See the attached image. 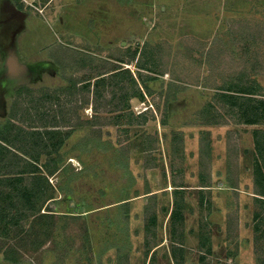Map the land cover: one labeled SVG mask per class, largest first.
<instances>
[{"label":"rangeland","instance_id":"374dc122","mask_svg":"<svg viewBox=\"0 0 264 264\" xmlns=\"http://www.w3.org/2000/svg\"><path fill=\"white\" fill-rule=\"evenodd\" d=\"M239 31L242 36H238ZM243 40L254 44L246 48ZM263 40L264 0H0L2 121L9 119L12 102L21 87L57 90L67 87L73 77L95 76L90 80L91 103L79 110L82 119H92L96 114L95 85L99 78L112 73L98 77L97 72L122 66L138 78L137 61L121 60L134 54L140 57L146 44L147 54L158 56L162 70H142L144 75H152L148 80L152 95L141 86L142 96L131 98L124 110L101 112L106 118L104 124L76 129L64 141L61 151L67 163L76 168V174L70 177L63 171L49 177L58 200L49 208L43 204V197L33 191L26 193L28 199L23 200V195L18 199L20 184L14 180L7 192L0 191V264H117L120 254L130 264H148L150 255L148 258L139 240L144 237L147 220L136 212L141 211L143 203L133 202L136 211L131 214L122 207L118 211L100 207L141 194L150 176L157 181L163 171L153 173L148 166L160 169L166 163L170 167L181 164L185 144L195 147L194 141L184 139L190 131L206 130L209 136L213 129L221 128L228 139L238 144L242 130L249 133H243L244 139L250 140L251 129L257 125L232 120L226 125H203L201 111L213 99L215 85L251 66L246 59L257 56L258 62L255 58L253 63L264 68ZM62 47L90 55L91 70L61 68L55 55ZM65 63L69 66V60ZM254 78L264 86V75ZM128 81L125 78L124 84ZM170 83L177 85V99L166 109L163 95ZM119 97L125 101L126 95ZM65 101L69 99L61 96L60 102ZM68 129L62 127L59 131L66 133ZM215 133L214 137H218L219 131ZM87 140L93 141L90 149L85 147ZM45 160L43 156L39 166ZM22 200L42 213L52 209L55 214L71 216L30 218L20 224L16 217L12 218L19 209H10V205ZM169 204V198H158L153 208V225L159 239L167 234L164 223L170 219ZM172 221L173 218L168 221L169 226ZM263 239L256 246V264H262L259 258H264ZM236 246H206L205 257L214 260L213 264H228L227 257L238 253ZM167 250V246L157 250L156 264H169ZM197 256L196 253L193 262ZM231 263L238 264V260Z\"/></svg>","mask_w":264,"mask_h":264},{"label":"trees","instance_id":"16d2710c","mask_svg":"<svg viewBox=\"0 0 264 264\" xmlns=\"http://www.w3.org/2000/svg\"><path fill=\"white\" fill-rule=\"evenodd\" d=\"M242 31L238 32V36H242ZM242 42L246 48H250L254 44L251 40H243ZM237 43L241 44V40H238ZM262 43L264 46V40ZM147 49L148 44L143 47L142 57L136 58V54H134L128 60H121L123 63L137 61L138 78L131 73L130 69H124L122 66L107 72H104L105 69H100L97 72L98 77L109 72L112 73L99 78L95 85L93 105L96 114L90 120L82 119L79 110L91 103L90 80L95 76L78 79L73 77L67 87H61L57 90L45 87L33 89L24 86L19 88L11 105L9 119L6 121L0 120V191L7 192L10 183L14 180L17 184H20L19 190L21 193L18 195V199L22 195L23 200L28 199L26 193L33 191L32 193L36 194L37 197H43V204H48L46 208H49L52 202H57V197L54 196L56 189L50 183L49 177L63 171H66L70 177L76 174V168L67 163V158L61 151L64 141L73 135L76 129L86 126L95 128L104 124L106 118L101 115V112L112 113L124 110L131 98L142 96L141 86L147 93L151 95L154 93L148 86V80L151 79L152 75L146 76L142 70L154 73H160L162 70L159 69L160 60L158 56L153 53L147 54ZM149 55L151 59L148 60ZM256 57L246 59V61L252 62L251 66L236 71L235 75L227 77L221 85H215L216 93L213 99L201 111V116L205 120L202 123L203 125H226L232 120L237 124L264 126V86L254 78L258 75H264V68L261 69L257 67L256 63H253ZM55 58L57 64L64 70L71 67L75 68L77 72L91 70L90 64L93 60L84 51L74 50L71 47H62L56 51ZM145 58L146 60H144ZM67 60H69V66L65 63ZM256 61L258 62L257 58ZM125 78L129 79L127 85L124 84ZM176 86L175 83H170L167 93L163 95L166 109L169 107L170 102L177 99L175 95L177 92L175 90ZM122 95H126L125 101L119 97ZM61 96L68 98L69 101L61 103ZM218 105L220 110L225 111V115L216 109ZM205 112L206 114H204ZM62 127L69 128V131L66 133L59 131V128ZM56 139L58 141L54 143ZM86 142L85 147L90 149L93 146V141L87 140ZM254 142L258 154L255 165V180L256 182L262 181L264 184V129L259 128L254 132ZM200 146L202 156L210 154L211 140L205 132L202 133ZM228 149L235 151L236 155L237 142L229 138ZM43 156H46V160L43 165L39 166L38 162L41 161ZM231 158L235 159L236 156H230ZM153 195L145 208L147 220L145 227L146 254H149L158 245L156 243V225H153L154 215L152 213L157 197L155 194ZM23 200L10 205V209H19L17 213L12 214V218L16 217L17 222L20 224L25 223L30 218L39 220L71 216L68 214H55L52 209H48V213H42L40 208L36 209L33 205L29 207ZM181 208L182 205L179 207V201L175 198V208L172 214V234L174 241L178 243H182L184 238L182 218L179 216V209ZM34 214H37V217ZM256 218H258V221L255 230L256 233H261L260 238L263 239L264 219L258 213H256ZM232 220L237 222V217L233 216ZM260 238L256 237L258 240ZM171 250L176 264H184V248L180 245H173ZM236 256H238V253L233 256V259ZM257 256L256 261H258ZM259 260L260 263L264 264V258H259ZM117 264H128V260H124L120 256ZM150 264H156L155 252L152 253ZM201 264H210V262L207 257L202 256Z\"/></svg>","mask_w":264,"mask_h":264},{"label":"crops","instance_id":"0c3cea01","mask_svg":"<svg viewBox=\"0 0 264 264\" xmlns=\"http://www.w3.org/2000/svg\"><path fill=\"white\" fill-rule=\"evenodd\" d=\"M259 128L264 129L259 126L256 129H251L250 140L244 139L246 136H243V133L246 135L249 133L240 131L241 138L236 155L235 151L228 149V138L222 133L221 128L213 129L212 133H209L211 152L209 155L203 156L200 140L202 133L206 130L190 131L187 136L184 134L185 141L188 137L195 144L194 148L185 144L184 162L182 161L176 166L172 164L171 167L166 163V167H160V169L148 166L150 172L163 171L157 181H154L155 179L150 176L146 181L147 189L141 194L122 197L100 208L104 207L105 209L110 205V208L118 211L122 207L131 214L136 211L133 202L139 200L143 206L141 211L137 210L136 212L139 217H144L148 200L155 194L156 199H170L167 213L168 218L171 219L175 208V198L178 199L179 207L182 205V208L179 209V216L182 218L181 224L184 230L183 241L182 243L174 241L173 221L169 226L170 219H167V222L164 223L167 230L166 237L157 238V247L146 254L148 258L150 255L148 264H150L152 253H156L163 246L168 247L166 253L169 264H176L171 250L173 245H180L184 248V264H201V257L207 255L204 252L206 246L231 247L234 243L238 246V256L235 257L238 264H256V246L261 243L260 239H262L260 238L261 233H256L255 230L258 221L256 213L260 214L262 218L264 217V184L262 181L256 182L255 180L258 154L254 142V132ZM216 130L219 131L218 137H214ZM244 140H248V142L245 143ZM230 156H236V159H230ZM149 191L151 192L148 193ZM233 216L237 217V222L232 220ZM144 226L146 227V222ZM256 237L260 239L258 240ZM139 240L144 243L146 251V232L144 237ZM189 246L193 248L189 249ZM196 253L198 254L197 260L193 262L192 258ZM120 256L121 254L117 257L116 262ZM207 259L210 264L215 263L214 260ZM222 259L225 260V258ZM232 261L233 256H228V264H232ZM128 264H130L129 261Z\"/></svg>","mask_w":264,"mask_h":264}]
</instances>
